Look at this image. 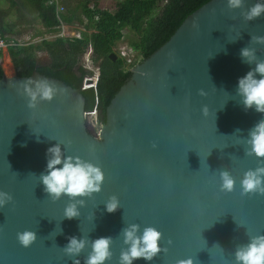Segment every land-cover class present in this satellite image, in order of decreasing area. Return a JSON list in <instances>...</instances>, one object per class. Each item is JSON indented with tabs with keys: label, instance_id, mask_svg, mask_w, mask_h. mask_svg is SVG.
<instances>
[{
	"label": "water",
	"instance_id": "obj_1",
	"mask_svg": "<svg viewBox=\"0 0 264 264\" xmlns=\"http://www.w3.org/2000/svg\"><path fill=\"white\" fill-rule=\"evenodd\" d=\"M256 0L231 8L228 0H209L189 14L172 36L136 64L111 99L100 131L91 132L83 89L35 70L30 76L0 78V191L12 200L0 207V264H73L63 247L72 235H111L112 256L120 264L128 247L122 229L138 223L162 231V250L133 264H236L235 249L264 232V194L241 193L240 179L264 157L245 149L248 129L262 113L245 109L236 91L238 78L255 66L244 62L243 47L264 59V14L246 19ZM111 56L116 59L117 54ZM46 79L58 86L51 100L28 106L26 81ZM208 113H204V108ZM239 129V131H236ZM60 143L65 153L99 164L101 189L77 197L79 216L64 218L69 202L52 200L40 174L46 149ZM228 169L234 188L222 191L219 172ZM115 194L119 207L107 211ZM37 232L23 246L17 233ZM62 229V231H61ZM171 241V242H169ZM91 250L79 254L80 264Z\"/></svg>",
	"mask_w": 264,
	"mask_h": 264
},
{
	"label": "trees",
	"instance_id": "obj_2",
	"mask_svg": "<svg viewBox=\"0 0 264 264\" xmlns=\"http://www.w3.org/2000/svg\"><path fill=\"white\" fill-rule=\"evenodd\" d=\"M36 11L46 31H58L61 22L83 26L80 36H58L44 38L39 42L11 45L8 47L15 72L21 76H30L37 70L50 77L65 81L80 88L90 73L81 56L91 46L92 61L99 66V79L95 86L83 89L85 108L98 111L99 125L106 121V110L111 99L121 86L131 77V69L150 56L163 45L182 24L185 18L209 0H116L113 7H105L103 0H78L76 4L60 0L64 10L57 11L54 0H20ZM18 0H11L9 8L0 9V36L12 38L16 23L5 22ZM128 32L130 46L141 55V60L127 64L126 58L111 54ZM39 51H48L52 60L48 64H39ZM2 51H0V57ZM0 64V78L4 75Z\"/></svg>",
	"mask_w": 264,
	"mask_h": 264
},
{
	"label": "clouds",
	"instance_id": "obj_3",
	"mask_svg": "<svg viewBox=\"0 0 264 264\" xmlns=\"http://www.w3.org/2000/svg\"><path fill=\"white\" fill-rule=\"evenodd\" d=\"M242 2L243 0H228V6L236 8ZM261 14H264V0H256L249 7L246 19H253ZM253 39L264 41V36H255ZM240 55L246 63L252 64L255 61V66L238 78L236 91L245 109L254 107L256 111L264 114V59H258L256 50L247 46L240 50ZM31 81H26L23 86V91L29 98L30 108H34L38 101L53 99L58 91V86L46 79L36 80L35 87L31 86ZM204 113H208L206 107ZM246 143L250 145L245 149L248 154L254 153L257 157H264V115L248 129ZM46 154V171L40 174L44 191L52 200H58L64 195L68 196L69 202L64 207V218L71 219L79 216L77 205L83 204L84 201L77 197L90 196L101 189L105 179L102 167L79 155H65L60 143L49 146ZM219 176L220 189L222 191L233 190L235 177L231 172L228 169H222ZM240 185L241 193L264 194V161H260L254 169H247L240 179ZM12 198L11 193L0 191V207ZM118 207L119 198L113 194L106 203V209L111 212ZM122 235L123 242L128 247L120 252V264H133V261L139 257L151 260L162 250L163 246L160 241L163 234L155 225H145L141 230L140 224L130 223L122 229ZM17 239L27 247L37 239V232L33 229H24L17 233ZM112 241L111 235L99 236L91 240L88 237L72 235L63 250L73 257V264H80L78 254L90 244L91 250L84 258V264H104L113 254ZM234 256L236 264H264V232L251 235L246 243L235 249ZM177 264H193V258L180 259Z\"/></svg>",
	"mask_w": 264,
	"mask_h": 264
},
{
	"label": "rangeland",
	"instance_id": "obj_4",
	"mask_svg": "<svg viewBox=\"0 0 264 264\" xmlns=\"http://www.w3.org/2000/svg\"><path fill=\"white\" fill-rule=\"evenodd\" d=\"M66 1L72 4H76L78 2V0H66ZM103 4L105 7L110 8L116 4V0H103ZM0 5H1L0 7H3V8H9L10 1L3 0L0 3ZM17 5L18 6H15L10 10V15L7 18L8 22L16 23V26L14 27L15 28L14 33H8V36L17 39L18 41L27 42V43L39 42L44 38L53 39L51 33L46 31V29L44 28L35 10H33L31 7L22 3L20 0H18ZM67 25L68 26L65 29L66 33L63 36L80 34L83 29L82 28L83 26L76 24V23L72 25H69V24ZM60 30L61 28L56 33H59ZM63 30L61 33H63ZM133 35L134 34H132V32L130 33L128 32L126 38L119 40L114 47L115 48L114 52L117 54V56L119 55L124 58H127L126 62L128 65L135 61L138 62L141 60L140 53L137 50L133 49L130 46L129 41H128V39L133 37ZM123 51L126 52L125 55L122 54ZM92 53H93V49L91 46H89L88 50L81 56L80 63H83L84 66L87 68V70L90 72L86 76V78H92L94 81H96L99 75V66L97 63L92 61ZM51 60H52V57L48 51L38 52L37 61L39 64H48L51 62ZM12 68H13L12 75H14L16 73L14 70V66H12ZM98 123H99L98 112L89 116L88 126L91 132L100 131L101 126Z\"/></svg>",
	"mask_w": 264,
	"mask_h": 264
},
{
	"label": "built area",
	"instance_id": "obj_5",
	"mask_svg": "<svg viewBox=\"0 0 264 264\" xmlns=\"http://www.w3.org/2000/svg\"><path fill=\"white\" fill-rule=\"evenodd\" d=\"M56 3H57V11L60 12L62 10H64V7H63V4L60 2V0H54ZM66 23L65 22H61V24L58 26V30L61 28L60 32L59 33H56V32H53L51 33L52 37L53 38H56L58 36H63L65 35L66 31V27L68 26L67 24L65 25ZM64 28V30H63ZM63 30V33H61ZM68 36H80V34H75V35H68ZM48 39V38H47ZM27 42H21V41H18L17 39L15 38H7V37H2L0 36V51L4 50V49H7L9 46L11 45H22V44H26ZM123 55L126 54L125 51L122 52ZM127 60V58H126ZM94 113L98 112L96 109L93 111ZM93 113V114H94Z\"/></svg>",
	"mask_w": 264,
	"mask_h": 264
},
{
	"label": "crops",
	"instance_id": "obj_6",
	"mask_svg": "<svg viewBox=\"0 0 264 264\" xmlns=\"http://www.w3.org/2000/svg\"><path fill=\"white\" fill-rule=\"evenodd\" d=\"M3 0H0V3L2 2ZM10 2H11V0H9ZM1 6V5H0ZM16 6H18V5H16ZM15 7V6H14ZM1 8H3V7H0V9ZM13 8V7H12ZM10 15V14H9ZM9 15L8 16H6V17H4V21L5 22H7V18L9 17ZM1 58V60H0V64H3L2 66H3V68H4V72L6 73V74H8L7 73V69H6V66L8 65L9 67L11 66V72L13 71L12 69V66H14V64H13V62H12V60H11V57H10V54H9V51H8V49H6V50H2V56L0 57ZM14 70H15V67H14ZM12 74V73H11Z\"/></svg>",
	"mask_w": 264,
	"mask_h": 264
},
{
	"label": "bare ground",
	"instance_id": "obj_7",
	"mask_svg": "<svg viewBox=\"0 0 264 264\" xmlns=\"http://www.w3.org/2000/svg\"><path fill=\"white\" fill-rule=\"evenodd\" d=\"M6 69H7V73H8L7 75H12V74H11L12 72H11V70H10V69H11V66L9 67V66L7 65V66H6Z\"/></svg>",
	"mask_w": 264,
	"mask_h": 264
}]
</instances>
